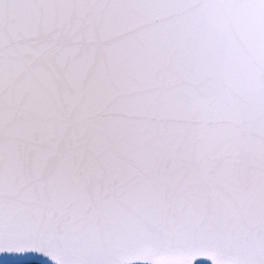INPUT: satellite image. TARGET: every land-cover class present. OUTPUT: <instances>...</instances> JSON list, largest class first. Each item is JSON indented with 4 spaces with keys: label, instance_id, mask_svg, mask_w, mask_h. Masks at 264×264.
Segmentation results:
<instances>
[{
    "label": "snow or ice",
    "instance_id": "6c2138e0",
    "mask_svg": "<svg viewBox=\"0 0 264 264\" xmlns=\"http://www.w3.org/2000/svg\"><path fill=\"white\" fill-rule=\"evenodd\" d=\"M0 254L264 264V0H0Z\"/></svg>",
    "mask_w": 264,
    "mask_h": 264
},
{
    "label": "water",
    "instance_id": "95a60500",
    "mask_svg": "<svg viewBox=\"0 0 264 264\" xmlns=\"http://www.w3.org/2000/svg\"><path fill=\"white\" fill-rule=\"evenodd\" d=\"M29 255H31V254H29ZM13 259H15V257H9V256H7V254H0V264H6V262H10ZM48 262H50V261H48Z\"/></svg>",
    "mask_w": 264,
    "mask_h": 264
},
{
    "label": "bare ground",
    "instance_id": "6f19581e",
    "mask_svg": "<svg viewBox=\"0 0 264 264\" xmlns=\"http://www.w3.org/2000/svg\"><path fill=\"white\" fill-rule=\"evenodd\" d=\"M47 264H51L50 262H47Z\"/></svg>",
    "mask_w": 264,
    "mask_h": 264
}]
</instances>
